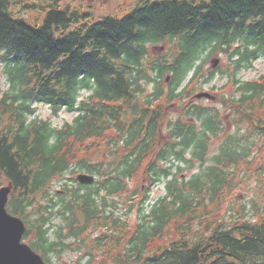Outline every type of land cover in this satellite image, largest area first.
Masks as SVG:
<instances>
[{"label":"trees","instance_id":"trees-1","mask_svg":"<svg viewBox=\"0 0 264 264\" xmlns=\"http://www.w3.org/2000/svg\"><path fill=\"white\" fill-rule=\"evenodd\" d=\"M12 2L0 0V188L13 183L8 210L25 221L26 242L48 264L67 252L76 264H264V212L250 222L237 204L228 220L225 208L241 171L264 167V76L238 79L264 58V0H137L99 18L51 0L29 6L35 22ZM158 45L169 50L152 57ZM220 54L226 68L206 73ZM230 72L234 91L217 98L225 114L196 99ZM38 104L75 118L35 119ZM103 145L107 157L94 159ZM80 172L98 180L80 185ZM141 175L167 181L150 211V188L141 201L130 188Z\"/></svg>","mask_w":264,"mask_h":264},{"label":"rangeland","instance_id":"rangeland-1","mask_svg":"<svg viewBox=\"0 0 264 264\" xmlns=\"http://www.w3.org/2000/svg\"><path fill=\"white\" fill-rule=\"evenodd\" d=\"M51 0H14V4L12 2V10L17 12L19 15L24 16L28 18L29 20L35 22L37 19H40V10L31 8L29 6L36 5L41 6L45 2H49ZM137 0H59V3L62 7L69 6L71 10H82L86 12H91L94 14L95 18H99L104 15H124L127 11H129L131 8H133L135 2ZM169 50V45H158L156 47H152L150 50V53L152 54V57H155L157 55H163ZM219 61L218 67H222V69L226 68V64L228 63L227 57L225 55H218L216 57H211L207 60L204 71L206 73H209L211 70H213V67L215 66V62ZM216 68V69H217ZM264 75V58L259 59L255 62L254 69L250 71L241 72L238 75V79H241L243 81L248 80H255L258 79ZM234 75L232 72H230L229 75H222L221 73H218L214 80L211 83L203 85L202 88L198 87L195 93H201V92H207L215 96V100H209L206 98L203 99H197L200 101V103L204 106H216L218 107L223 114H225V111L223 110L221 104L217 102V98L222 95L230 96L234 88L232 87V81H233ZM8 89V82L6 77L2 74V69H0V96L6 92ZM88 93H83V96H88ZM35 116L33 118L40 119V120H51L55 126L61 127L66 122H72L75 118L74 114L67 113L65 111L61 112L59 117H54L52 114V110L48 105L38 104L35 106ZM167 113L171 114L172 116L177 114V110L175 107L169 106L167 108ZM219 140H215L212 143V149L211 153L214 154L217 151ZM103 153L98 154L97 152H94L91 156L96 159H103L106 158V148L105 145L102 146ZM263 163L260 164L259 168L250 169L253 171H241V177L243 179V182L245 184L243 187L233 194V198L231 201H229L225 208L227 207V218L230 220V218L233 217H240L241 215L237 214L235 211L236 205L241 204L245 206V219L249 220L250 222H256L260 219V215L256 214V211L264 212V190H259L258 182H256V178L259 181L262 182L264 179L259 174L260 171L263 169ZM196 172V170L194 171ZM86 173V172H80ZM76 174L75 178L79 175ZM187 176L191 175L190 173H186ZM251 177L248 179V177ZM71 175H68L66 177V181H70ZM96 180L98 178L96 177ZM64 181V182H66ZM63 181L58 182L55 184L54 190H60L59 188L64 183ZM71 182V181H70ZM166 180H163L161 183L157 185H150L148 181L144 178V175L139 176L135 180H133L130 184L131 189H137L140 194L139 198L140 201L144 198L146 194L147 188H150L151 192L149 194V199L147 203L145 204V210L150 211L152 207H154L155 204L158 203L160 199L166 196ZM72 183V182H71ZM131 198L125 196V199L119 200V213L123 214L128 212V207L130 206V200ZM139 201V202H140ZM139 202H136L138 204ZM253 204H256V209L253 208ZM231 207V208H230ZM230 208V210L228 209ZM255 210V212H254ZM240 212L241 208L239 209ZM128 222L130 224V227L134 225V223L137 220V215L135 214V209L131 214L128 215ZM57 222V221H56ZM26 241V240H25ZM80 257V254L67 252L65 253L61 258L52 255L51 261L53 264H76Z\"/></svg>","mask_w":264,"mask_h":264},{"label":"water","instance_id":"water-1","mask_svg":"<svg viewBox=\"0 0 264 264\" xmlns=\"http://www.w3.org/2000/svg\"><path fill=\"white\" fill-rule=\"evenodd\" d=\"M218 63L217 60L214 68ZM196 98L215 100L209 93L198 94ZM77 180L81 185L90 186L95 183L96 178L89 174H80ZM12 190V183L0 189V264H47L40 254L24 242L27 231L25 222L7 210Z\"/></svg>","mask_w":264,"mask_h":264}]
</instances>
